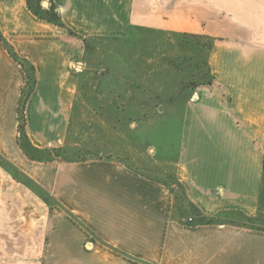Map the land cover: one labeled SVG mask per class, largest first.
Returning a JSON list of instances; mask_svg holds the SVG:
<instances>
[{"label":"crops","instance_id":"1","mask_svg":"<svg viewBox=\"0 0 264 264\" xmlns=\"http://www.w3.org/2000/svg\"><path fill=\"white\" fill-rule=\"evenodd\" d=\"M41 1L44 18L24 13L27 0L0 15L13 21L0 31V178L11 184L0 193V264L43 260L45 244L66 264H264V0ZM20 16L23 31L13 28ZM140 28L210 41L211 79L185 101L178 129L162 126L156 177L103 157L46 169L43 192L60 202L18 186L22 174L39 179L32 165L45 163L14 135L24 68L36 80L29 146L60 144L82 80L70 62L89 41Z\"/></svg>","mask_w":264,"mask_h":264},{"label":"rangeland","instance_id":"2","mask_svg":"<svg viewBox=\"0 0 264 264\" xmlns=\"http://www.w3.org/2000/svg\"><path fill=\"white\" fill-rule=\"evenodd\" d=\"M43 2L27 0L23 4L24 13L30 11L37 18H44ZM18 5L13 0H6V3L0 0V15L10 9L22 12ZM12 22L0 18V31H10ZM14 23L13 28H20V31L28 27L26 17L20 16ZM89 45L82 59L70 62V68L80 72L82 80L68 118L66 136L60 144L30 148L29 116L25 107L35 91L36 80L33 68H24L26 82L21 89L14 135L25 155L45 163L56 162L33 164L39 179L32 182L22 174L18 186L36 189L42 198L52 199V202L59 201V196L49 189L46 190L48 197L45 196L42 180L47 168L51 167L54 174L62 167L59 162L63 161L114 157L156 177L155 147L162 135V126L169 121L178 129L185 101L211 79L207 67L210 41L205 37L140 28L124 37L95 39L89 41ZM75 63H80V68H75ZM162 107L175 108L176 115L158 112L157 108ZM175 134L178 140L181 132ZM4 167L19 177L13 166L4 163ZM7 187L11 184L0 178V193ZM69 199L76 202V197L69 196ZM42 250L43 260H21L18 264H66V261L55 259L58 249L53 245L45 244ZM119 263L124 264L122 260Z\"/></svg>","mask_w":264,"mask_h":264},{"label":"built area","instance_id":"3","mask_svg":"<svg viewBox=\"0 0 264 264\" xmlns=\"http://www.w3.org/2000/svg\"><path fill=\"white\" fill-rule=\"evenodd\" d=\"M79 64H80V63H75V64H74V67H75V68H80V65H79ZM189 220H191V218H189Z\"/></svg>","mask_w":264,"mask_h":264}]
</instances>
